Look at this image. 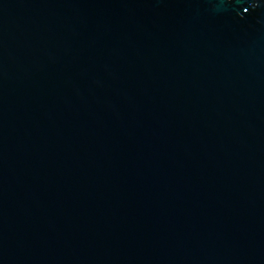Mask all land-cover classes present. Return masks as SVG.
<instances>
[{
    "label": "water",
    "instance_id": "obj_1",
    "mask_svg": "<svg viewBox=\"0 0 264 264\" xmlns=\"http://www.w3.org/2000/svg\"><path fill=\"white\" fill-rule=\"evenodd\" d=\"M0 264H264V0H0Z\"/></svg>",
    "mask_w": 264,
    "mask_h": 264
}]
</instances>
